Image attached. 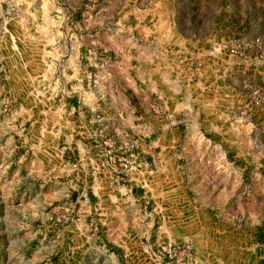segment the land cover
Returning a JSON list of instances; mask_svg holds the SVG:
<instances>
[{
  "label": "rangeland",
  "instance_id": "1",
  "mask_svg": "<svg viewBox=\"0 0 264 264\" xmlns=\"http://www.w3.org/2000/svg\"><path fill=\"white\" fill-rule=\"evenodd\" d=\"M232 2L243 33H264V0ZM133 4L0 0V114L27 116L29 163L60 164L54 173L64 195L90 197L89 264H264L260 219L251 214L259 211V169L215 171L212 146L191 137L179 140L178 168L170 173L161 152L165 138L160 142L148 129L150 116H164L160 99L133 79ZM208 5L207 13L213 0ZM181 9L186 15L187 6ZM69 173L74 181L63 185ZM181 176L185 186L173 185ZM213 176L223 186L211 187ZM68 209L56 207V226L72 221ZM6 220L19 228L37 219ZM17 241L10 250L0 247V264L5 257L11 264L71 262L72 250L29 243L21 250Z\"/></svg>",
  "mask_w": 264,
  "mask_h": 264
},
{
  "label": "crops",
  "instance_id": "2",
  "mask_svg": "<svg viewBox=\"0 0 264 264\" xmlns=\"http://www.w3.org/2000/svg\"><path fill=\"white\" fill-rule=\"evenodd\" d=\"M199 1L134 0L132 34L138 44L133 59L138 65L133 79L138 90L144 91V86L152 99H160L164 116H150L148 129L160 142L165 138L161 152L170 173L178 168L173 154L179 140L191 137L212 146L215 171H261L259 211L251 214L260 219L257 230L264 235V102L252 96L253 89L264 90V33H243L244 21L234 22L237 15L231 13L233 0H224L225 5L213 0L208 13L210 0ZM181 5L187 6L186 15ZM232 42L239 44L240 54L230 52ZM26 117L0 114V247L10 250L14 240L21 250L29 248L28 243L38 250L57 246L73 251L70 264H89L93 243L86 222L92 201L76 193L64 195L58 187L62 180L54 173L60 164L29 163ZM179 180L173 185L184 187L183 177ZM227 180L225 185L232 182ZM64 181H74L71 173ZM212 181L211 187L220 184L215 176ZM61 205L70 206L66 214L72 221L58 227L55 212ZM13 217H35L36 226L14 228L6 220ZM34 234L36 240L30 241ZM2 259V264H11V258Z\"/></svg>",
  "mask_w": 264,
  "mask_h": 264
},
{
  "label": "built area",
  "instance_id": "3",
  "mask_svg": "<svg viewBox=\"0 0 264 264\" xmlns=\"http://www.w3.org/2000/svg\"><path fill=\"white\" fill-rule=\"evenodd\" d=\"M230 51L233 54H240V46L238 43L233 42L231 47H230ZM253 94L255 97V101L258 103H262L264 102V90H260V89H253Z\"/></svg>",
  "mask_w": 264,
  "mask_h": 264
}]
</instances>
